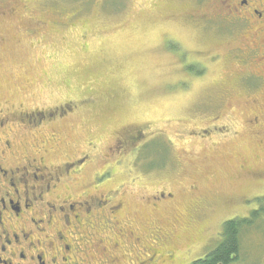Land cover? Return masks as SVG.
I'll return each mask as SVG.
<instances>
[{
	"label": "rangeland",
	"instance_id": "rangeland-1",
	"mask_svg": "<svg viewBox=\"0 0 264 264\" xmlns=\"http://www.w3.org/2000/svg\"><path fill=\"white\" fill-rule=\"evenodd\" d=\"M190 6L0 0V109L51 114L38 127L41 139L58 138L44 161L86 160L64 192L90 191L96 174L103 191L119 189L142 246H152L153 222L172 233L160 247L175 257L165 264L205 257L221 243L224 223L249 218L264 196V147L248 135L245 97L229 100L237 106L231 123L221 120L239 134L213 138L212 88L232 80L235 67L213 64L204 74L200 53L225 46L187 18H172ZM160 192L167 197L152 198L163 202L152 209ZM256 221L240 236L241 264H264V217Z\"/></svg>",
	"mask_w": 264,
	"mask_h": 264
},
{
	"label": "flooded vegetation",
	"instance_id": "flooded-vegetation-1",
	"mask_svg": "<svg viewBox=\"0 0 264 264\" xmlns=\"http://www.w3.org/2000/svg\"><path fill=\"white\" fill-rule=\"evenodd\" d=\"M180 1L192 6L172 18H187L206 39L214 38L225 46L223 52L200 53L204 74L213 64L235 67L232 80L212 88L210 97L217 102L210 119V128L217 132L214 140L239 134L240 130L233 131L221 120L228 115V122H232L237 106L235 100L233 105L229 100L240 94L245 97L240 107L248 112L244 122L248 135L264 147V0ZM44 114L40 110L0 109V264L173 261L170 251L163 255L160 250L172 233L153 222L146 233L152 246H142L144 235L136 218L126 213L125 202L118 198L121 191H103L97 174L90 191L77 196L64 192L83 173L86 160L73 158L62 164L44 161L45 148L58 141L55 135H49L48 140L39 137L38 127L52 120L51 114L49 120ZM165 196L160 192L151 200ZM160 203L152 200V209ZM178 221H173L174 228Z\"/></svg>",
	"mask_w": 264,
	"mask_h": 264
},
{
	"label": "trees",
	"instance_id": "trees-1",
	"mask_svg": "<svg viewBox=\"0 0 264 264\" xmlns=\"http://www.w3.org/2000/svg\"><path fill=\"white\" fill-rule=\"evenodd\" d=\"M260 208L253 211L249 218L231 219L223 225L221 243L205 257L190 264H241L239 263L240 236L243 230H248L260 216L264 217V196Z\"/></svg>",
	"mask_w": 264,
	"mask_h": 264
}]
</instances>
